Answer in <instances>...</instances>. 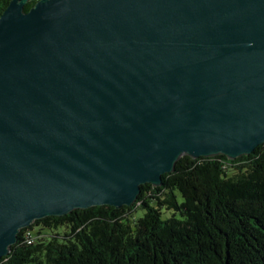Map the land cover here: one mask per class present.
<instances>
[{"label": "water", "instance_id": "1", "mask_svg": "<svg viewBox=\"0 0 264 264\" xmlns=\"http://www.w3.org/2000/svg\"><path fill=\"white\" fill-rule=\"evenodd\" d=\"M28 1L0 17V259L34 220L264 143V0Z\"/></svg>", "mask_w": 264, "mask_h": 264}, {"label": "trees", "instance_id": "2", "mask_svg": "<svg viewBox=\"0 0 264 264\" xmlns=\"http://www.w3.org/2000/svg\"><path fill=\"white\" fill-rule=\"evenodd\" d=\"M163 180L142 184L132 206L34 220L0 264H264V143L235 159L183 155Z\"/></svg>", "mask_w": 264, "mask_h": 264}, {"label": "built area", "instance_id": "3", "mask_svg": "<svg viewBox=\"0 0 264 264\" xmlns=\"http://www.w3.org/2000/svg\"><path fill=\"white\" fill-rule=\"evenodd\" d=\"M34 234H35V232L33 230L26 231V234H24L26 241L35 242V235Z\"/></svg>", "mask_w": 264, "mask_h": 264}, {"label": "rangeland", "instance_id": "4", "mask_svg": "<svg viewBox=\"0 0 264 264\" xmlns=\"http://www.w3.org/2000/svg\"><path fill=\"white\" fill-rule=\"evenodd\" d=\"M138 213H139V214H142V213H143V210H142V209H139ZM37 228L39 229V228H41V227L38 226ZM36 230H37V229H35V231H36Z\"/></svg>", "mask_w": 264, "mask_h": 264}, {"label": "bare ground", "instance_id": "5", "mask_svg": "<svg viewBox=\"0 0 264 264\" xmlns=\"http://www.w3.org/2000/svg\"><path fill=\"white\" fill-rule=\"evenodd\" d=\"M28 230H29V229H28ZM28 230H27V231H28ZM29 231H30V230H29ZM29 243H31V242H29Z\"/></svg>", "mask_w": 264, "mask_h": 264}]
</instances>
